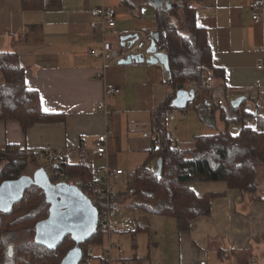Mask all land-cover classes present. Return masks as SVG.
<instances>
[{
	"label": "crops",
	"instance_id": "obj_1",
	"mask_svg": "<svg viewBox=\"0 0 264 264\" xmlns=\"http://www.w3.org/2000/svg\"><path fill=\"white\" fill-rule=\"evenodd\" d=\"M160 1L161 6H152L154 0H43L40 9H25L21 0H0V52L19 55L26 86L37 91L43 111L65 115L63 122L36 124L26 133L15 121H0V151L12 144L31 151L67 149L76 153L70 162H76L78 152L84 151L90 155L92 167L95 139L109 129L112 134L107 140V152L103 158H96L94 177L101 169L122 170L123 186L125 178L148 155L155 137L153 113L171 93V79L166 80L167 74L159 63L116 62L103 68L102 61L88 51L100 48L103 41L121 51L137 40L146 47L150 34L158 32V8L168 11L177 27V23L183 26L177 0ZM253 1L258 0H201L194 4L196 24L205 30L213 64L224 71L223 80L212 78V82H205L207 90L198 95L195 106L200 109L204 100L219 99L223 92L225 98L233 99L244 93L245 101L237 108L223 104L215 110H181L184 117L174 137L167 127L176 149L192 150L195 137L223 131L224 117L248 114L241 122L228 124L232 135L238 134L242 126L257 129L256 116L264 114V94L250 93L264 89V10L259 23H253ZM100 6L115 10L114 28L91 29L90 12ZM125 37L128 38L123 41ZM106 84L120 88L119 94L106 97ZM102 102L110 110L108 118L97 110ZM217 122L222 129L217 128ZM117 187L113 193L116 210L121 202L129 207L120 199L123 189ZM192 189L199 198L217 195L210 201L208 218L197 219L188 233L180 234L173 218L133 208L137 210L135 216L118 218V230L109 239L121 240L130 234L132 252L124 255L113 251L111 264H264V204L252 202L223 182H200ZM136 234L145 235L147 247ZM96 247L99 246L91 248L85 264L108 263L102 250L94 254Z\"/></svg>",
	"mask_w": 264,
	"mask_h": 264
},
{
	"label": "trees",
	"instance_id": "obj_2",
	"mask_svg": "<svg viewBox=\"0 0 264 264\" xmlns=\"http://www.w3.org/2000/svg\"><path fill=\"white\" fill-rule=\"evenodd\" d=\"M200 1L177 0L186 34L180 32L168 11L163 8L155 11L158 45L168 55L171 73L169 86L172 91L153 113L155 137L151 148L145 161L123 181L124 196L120 198L127 201L129 207L146 214L173 218L180 234L188 233L197 219L210 216V201L217 196L208 194L197 197L192 189L196 183L223 182L229 189L248 196L252 202L264 204V186L260 187L256 179L257 166L264 164V114L256 116V130L242 126L236 135L228 131L230 122L239 123L248 116L242 113L236 118L224 117L226 127L223 131L195 137L192 150L171 147L173 141L167 131V120L169 114L176 110L171 101L177 87L187 88L193 84L199 90L196 93H199L206 89L207 77L224 79L223 69L213 64L205 30L196 24L193 6ZM21 2L25 9H40L43 0ZM0 79V121H15L26 133L36 124H53L65 120L62 113L41 109L37 91L26 86L25 69L16 52H0ZM203 106L197 109L192 102L184 110L191 107L206 111L209 108L207 104ZM90 158L87 152L79 151L78 160L66 164L61 170L69 178L91 181L94 175ZM158 160L161 161L159 175L156 174ZM30 164L37 169L42 167L41 163L26 155L25 150L17 145H7L0 151V185L23 176ZM115 198L113 194L112 199ZM49 207L44 191L32 185L12 208L0 212V264H61L62 259L74 249V241L67 236L54 250L34 241H23L13 247L9 254L8 249L15 239V233L28 231L34 236L35 226L48 218ZM104 238L103 231L97 230L81 243L78 264H84L88 259L87 252L95 246H101Z\"/></svg>",
	"mask_w": 264,
	"mask_h": 264
},
{
	"label": "built area",
	"instance_id": "obj_3",
	"mask_svg": "<svg viewBox=\"0 0 264 264\" xmlns=\"http://www.w3.org/2000/svg\"><path fill=\"white\" fill-rule=\"evenodd\" d=\"M250 10L252 12L253 23H259L261 20V15L264 10L263 1H253L250 4ZM92 21L90 22V27L92 30L101 29L104 31L107 28H114L116 25L115 10L111 7L100 6L93 8L90 12ZM145 44L142 41L137 40L133 45H129L124 51L115 48L111 43L103 41L100 48L89 50V54L93 57H97L102 61L103 68H107L113 63L118 62L119 59L125 58L127 55L135 53H144ZM166 80L170 81L168 76ZM206 83L212 82L211 77L205 79ZM193 87V84H192ZM194 88V87H193ZM195 90V100H198V95L201 93H196ZM207 90V89H206ZM224 91V90H223ZM222 91V92H223ZM120 88L113 84H106L104 88V95L106 97H114L119 94ZM224 95L216 100L206 99L204 100V105L209 107H219L223 104H230L233 100L238 97H242L244 94L236 95L233 97L225 98ZM246 94V93H245ZM250 94L263 95L264 89L260 91H251ZM197 96V97H196ZM97 110L104 114L106 118L110 116V110L105 102L98 104ZM169 120H173V116L169 114ZM112 132L108 129L105 134L99 135L94 142L91 154L96 158H103L107 152V140ZM85 146L82 145V149ZM171 147L175 148V143H171ZM26 155L33 157L36 161L42 164L41 169L44 170L49 182L52 185H57L60 183L73 186L80 190L83 195L90 201L92 206L97 210V230L103 231L105 239L107 240V245L102 247L103 257L107 264H111L112 256L111 253L113 249L116 250L118 254L122 251L117 244L112 243L109 239L111 235L117 232L119 221L117 218L116 206L112 199L115 187L118 185L121 176L124 175L122 170H112L109 168L101 169L98 171L97 177H94L91 181L84 182L80 179L69 178L68 175L61 169L70 162L71 159L75 158L76 153L73 150H53V149H40V150H27ZM96 230V231H97ZM88 257L91 256V250L87 252ZM86 260L84 261V264ZM200 264H205L201 262Z\"/></svg>",
	"mask_w": 264,
	"mask_h": 264
},
{
	"label": "water",
	"instance_id": "obj_4",
	"mask_svg": "<svg viewBox=\"0 0 264 264\" xmlns=\"http://www.w3.org/2000/svg\"><path fill=\"white\" fill-rule=\"evenodd\" d=\"M151 2L152 6H161L160 0ZM158 2V3H157ZM170 6L167 5V8ZM128 37L123 38L126 40ZM137 40V37H135ZM132 41L131 44H134ZM149 44L145 47L144 53H135L127 55L125 58L118 60L119 64L136 63H159L162 65L168 78L171 79L168 55L160 46L159 33L152 32L148 39ZM147 56V57H145ZM195 90L184 89L182 86L177 87L175 97L171 101V105L176 110H184L188 104L195 100ZM244 97H238L233 100L230 105L237 108ZM161 169V161L157 162L156 174L159 175ZM35 185L44 191L47 202L49 203L48 218L39 222L35 226L33 241L47 249L54 250L65 237L70 236L74 241V249L68 253L61 261V264H78L80 259L79 245L96 233L97 230V210L83 193L73 186L64 183L52 185L44 170L37 169L32 177L23 175L16 180L4 181L0 185V212L7 211L20 201L26 190ZM11 255V250L9 249Z\"/></svg>",
	"mask_w": 264,
	"mask_h": 264
},
{
	"label": "rangeland",
	"instance_id": "obj_5",
	"mask_svg": "<svg viewBox=\"0 0 264 264\" xmlns=\"http://www.w3.org/2000/svg\"><path fill=\"white\" fill-rule=\"evenodd\" d=\"M176 23H177V20H176ZM177 24H178V28H179L180 32L182 34H186L185 28L183 26H181V24H179V23H177ZM116 44L117 43H115L114 45H116ZM185 89H188V87L185 88ZM198 100H199V98H198ZM198 100H196V101L193 102L194 105L196 103H198L197 102ZM174 111L172 113L173 117H175L174 118V121L167 120V127H168L171 135L173 134V137H174V134H175V129H176L177 124L184 117L181 110H174ZM212 126H214V124ZM216 126H217L218 129H222V125L219 124V122H217ZM215 132H218V131H212V134H215ZM25 151H27V150H25ZM92 167H93L92 168L93 175L95 176V173H96L97 167H98V162H97V159L96 158H92ZM257 167L258 168H257V177H256V179H257L258 185L260 187H262V186H264V164H260ZM35 170H37V167L35 165H33V164H30L25 169V171L23 172V175L32 177V175L35 172ZM117 188H121V189L124 188L122 186V184H121V181H118V187ZM121 203H123V204H121L120 206H118L117 207V210H116V212H117V218L127 219L128 216L134 217L135 214L137 213V210H134L133 208H129V207L125 206L124 205V202H121ZM136 218H138V217H136ZM144 223H145L144 221H141L140 224H144ZM136 235H137L136 238H139V242L140 241L141 242H144V241L146 242L147 241L145 235H141V236L139 234H136ZM14 237H15V239L11 242V246L9 247V249L11 250V252H12V248L13 247H16L19 243H21L23 241H33V239H34V236L32 234H30L28 231H21V232L15 233V236ZM117 240L118 239H116V237H113V239L111 241L114 244H117L120 247L121 251L123 252L122 254L125 255V254H129V253L132 252V247H133L134 243H133V239H132V237H131L130 234H125L124 239L118 240L119 242ZM106 245H107V240L104 238L103 244L101 246H99V247H96L97 249H95L94 254L99 253L101 251V248L102 247H105ZM144 245H146V247H147V242ZM113 251H116V250L113 249ZM112 255H113V253H112ZM120 256H123V255H120Z\"/></svg>",
	"mask_w": 264,
	"mask_h": 264
}]
</instances>
